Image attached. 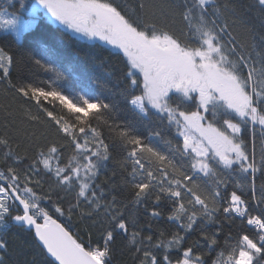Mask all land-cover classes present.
Instances as JSON below:
<instances>
[{
  "label": "snow or ice",
  "instance_id": "obj_1",
  "mask_svg": "<svg viewBox=\"0 0 264 264\" xmlns=\"http://www.w3.org/2000/svg\"><path fill=\"white\" fill-rule=\"evenodd\" d=\"M14 4L16 11L0 8V31L17 41L47 21L109 49L122 66L109 72L119 99L102 98L104 84L61 70L44 45L27 59L49 78L14 82L13 54L0 47L5 94L43 129L27 134L23 155L20 142L0 136V264L13 229L33 234L39 264H112L117 236L138 264H208L217 248L211 264H264V182L256 185L257 173L264 176V0ZM115 149L119 172L109 174ZM120 186L127 203L113 195ZM129 204L144 209L147 223L125 216ZM73 216L91 221L86 239L72 231ZM161 220L174 230L154 231ZM224 221L236 233L221 247Z\"/></svg>",
  "mask_w": 264,
  "mask_h": 264
},
{
  "label": "trees",
  "instance_id": "obj_2",
  "mask_svg": "<svg viewBox=\"0 0 264 264\" xmlns=\"http://www.w3.org/2000/svg\"><path fill=\"white\" fill-rule=\"evenodd\" d=\"M30 2V0H28ZM235 3L246 5L251 0H234ZM0 8H5L8 11L18 10V5L14 4V0H0ZM47 46L53 50V56L51 57L56 66L61 70H65L68 67L74 69V71L81 75L86 83L91 84L95 79L101 84H104V88H97V93L102 97L109 99H119L118 96L113 97V93L118 89L115 86V79L109 76V72H115L119 74V69L122 66L120 56L109 55V49L107 48H94L90 44L84 41L70 39L69 36L62 30L58 29L55 25L49 24L47 21L40 22L35 29L31 32L24 34L19 41L13 36L0 31V47L9 50L13 54V66L11 72V79L15 82L18 78L29 79H48L50 73H45L42 70L37 69L27 59V55L38 56L41 51V46ZM60 86L66 88L67 85L64 82H60ZM21 101L13 100L12 93L9 90L7 94L4 92V85L0 84V136L6 133L14 138V140L20 142V154H24V148L28 145L27 134L35 132L36 135H40L43 129L37 125H31L25 121L22 116V109H20ZM34 110V109H33ZM10 113V115L8 114ZM122 117H130V114L121 113ZM5 124L8 127H5ZM145 135L147 130L142 129ZM259 137V133H257ZM247 138V134H246ZM163 147V145H160ZM257 150H259V139H257ZM122 153L119 149L113 150V159L107 162L109 174L113 169L119 172V160ZM103 179V175L101 176ZM119 178L117 177V180ZM264 182V176L257 173L256 185ZM231 191V187H229ZM113 195L117 196L118 201L127 203L130 199V193L123 186L118 187ZM111 198L110 196L108 197ZM250 198V192L247 197ZM129 214H135L138 216L140 223H147L146 213L142 207L137 208L131 204L128 205L125 216ZM223 220V217H220ZM90 220L81 221L78 216H73V232H79L81 235L87 238V234L84 231L85 225L90 224ZM153 230L160 228L171 229V225L165 220L159 222L152 221ZM174 230V229H171ZM229 231L235 235L236 227L230 225L227 221L223 222V232L220 234L221 247L224 245L225 237ZM98 235L97 230H93V239ZM194 233L189 237L191 240ZM9 249L8 254L5 256L7 264H32L35 259L37 264L44 260L43 254L37 255L39 249L37 242L34 240L31 232H27L23 229H13L8 235ZM187 246V243L186 245ZM112 264H138V258L134 256V248L127 243L126 237L117 236L115 242L112 245ZM199 252H207L206 248H197ZM220 248H217L215 252H211L205 256L208 260V264H211V260L216 256ZM177 253H172V258L177 257Z\"/></svg>",
  "mask_w": 264,
  "mask_h": 264
},
{
  "label": "rangeland",
  "instance_id": "obj_3",
  "mask_svg": "<svg viewBox=\"0 0 264 264\" xmlns=\"http://www.w3.org/2000/svg\"><path fill=\"white\" fill-rule=\"evenodd\" d=\"M5 9V8H4ZM7 10V9H6Z\"/></svg>",
  "mask_w": 264,
  "mask_h": 264
},
{
  "label": "water",
  "instance_id": "obj_4",
  "mask_svg": "<svg viewBox=\"0 0 264 264\" xmlns=\"http://www.w3.org/2000/svg\"><path fill=\"white\" fill-rule=\"evenodd\" d=\"M33 235V234H32Z\"/></svg>",
  "mask_w": 264,
  "mask_h": 264
}]
</instances>
